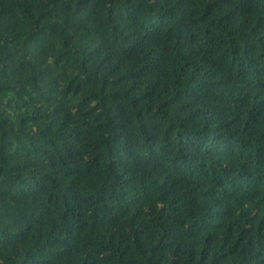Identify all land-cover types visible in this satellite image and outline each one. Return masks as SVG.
Listing matches in <instances>:
<instances>
[{
	"label": "trees",
	"instance_id": "1",
	"mask_svg": "<svg viewBox=\"0 0 264 264\" xmlns=\"http://www.w3.org/2000/svg\"><path fill=\"white\" fill-rule=\"evenodd\" d=\"M0 264H264V0H0Z\"/></svg>",
	"mask_w": 264,
	"mask_h": 264
}]
</instances>
